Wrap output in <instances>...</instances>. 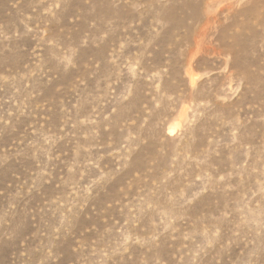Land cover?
<instances>
[{
    "label": "clouds",
    "instance_id": "1",
    "mask_svg": "<svg viewBox=\"0 0 264 264\" xmlns=\"http://www.w3.org/2000/svg\"><path fill=\"white\" fill-rule=\"evenodd\" d=\"M0 264H264V0H0Z\"/></svg>",
    "mask_w": 264,
    "mask_h": 264
},
{
    "label": "rangeland",
    "instance_id": "2",
    "mask_svg": "<svg viewBox=\"0 0 264 264\" xmlns=\"http://www.w3.org/2000/svg\"><path fill=\"white\" fill-rule=\"evenodd\" d=\"M162 43H163V41H162Z\"/></svg>",
    "mask_w": 264,
    "mask_h": 264
}]
</instances>
